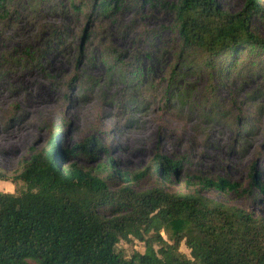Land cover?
I'll use <instances>...</instances> for the list:
<instances>
[{"label": "rangeland", "instance_id": "rangeland-1", "mask_svg": "<svg viewBox=\"0 0 264 264\" xmlns=\"http://www.w3.org/2000/svg\"><path fill=\"white\" fill-rule=\"evenodd\" d=\"M72 1L80 0H14L11 16L0 20V172L19 174L31 154L60 133L67 149L91 137L100 142L93 158L76 150L70 162L96 173L97 165L114 160L116 176L100 177L115 195L126 186L136 193H193L197 176L247 186L253 167L264 183L263 48L242 51L236 68L222 58L215 69L200 63L204 58L190 59L173 76L179 39L172 13L119 0L114 13L79 15ZM219 2L232 14L245 5ZM252 29L264 41V18L253 17ZM157 145L181 162L179 172L165 180L152 171L136 180L152 165ZM24 188L21 181L0 182L2 193L18 195ZM202 194L264 217L263 198ZM117 205L103 212L111 215ZM161 236L173 243L171 230ZM117 250L130 258L144 254L146 243L131 236ZM180 252L190 257L184 241Z\"/></svg>", "mask_w": 264, "mask_h": 264}, {"label": "trees", "instance_id": "trees-1", "mask_svg": "<svg viewBox=\"0 0 264 264\" xmlns=\"http://www.w3.org/2000/svg\"><path fill=\"white\" fill-rule=\"evenodd\" d=\"M136 1L174 16L179 52L173 76L177 68L187 69L190 59L204 58L200 63L215 69L222 58L224 65L236 68L242 51L264 49V41L252 29L253 17L264 18L261 0H245L235 14L224 11L219 0ZM13 4L14 0H0V20L11 16ZM120 6L119 0L72 1L79 15L87 10L104 16ZM100 148L91 137L67 149L60 133H54L42 150L25 161L19 174L10 177L0 172V182L21 181L25 186L18 195L0 192V264H30L28 259L37 264H264V217L202 194L216 190L254 202L264 199V183L256 167L247 186L223 177L197 176L193 193H171L165 188L136 193L126 186L120 190L123 194L115 195L100 177L110 171L109 176H116L114 160L108 166L97 165L96 173L70 162L76 150L93 158ZM151 164L135 179L153 171L167 180L182 166L164 155L160 145ZM255 191L258 197H253ZM113 202L117 208L106 215L103 208ZM165 230H171L172 244L162 238ZM131 236L145 240L146 250L127 258L117 245ZM183 241L190 257L180 252Z\"/></svg>", "mask_w": 264, "mask_h": 264}]
</instances>
